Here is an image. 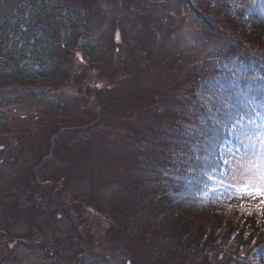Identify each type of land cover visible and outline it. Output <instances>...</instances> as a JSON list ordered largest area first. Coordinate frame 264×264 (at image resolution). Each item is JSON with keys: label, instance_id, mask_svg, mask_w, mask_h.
Segmentation results:
<instances>
[{"label": "trees", "instance_id": "16d2710c", "mask_svg": "<svg viewBox=\"0 0 264 264\" xmlns=\"http://www.w3.org/2000/svg\"><path fill=\"white\" fill-rule=\"evenodd\" d=\"M23 1L21 2L23 5H18L16 0H0V39L2 34L8 39L10 37L8 34L20 29L17 37L24 41V44L16 42V49L7 55H3L2 52V45L6 40L4 43L0 41V83L9 80L10 87L35 86L37 81L45 80L48 84L54 82L52 88L55 91L65 81L76 80V83H80L88 69L95 70V73H98L96 76L100 75V70L93 66L111 63L115 68L110 66L109 69L114 71L113 76H117L113 80L121 84L128 78L125 71H130L126 70L127 61L133 62L132 59L136 58L139 62L141 58L145 61V74L152 76L156 83L164 82L166 78L171 77L167 76L168 74H174L172 77L178 79V76L184 73L188 82H193L188 87L189 91L180 90V95L183 96L175 101L178 107L174 110L168 108L173 99L170 97L160 99L159 102L161 106L169 109L167 116L163 115L161 108L153 110L157 113V117L152 129L160 131L165 128V138L172 142L173 137H176L177 143H171L165 148L168 150L163 152L162 160L156 161V154L147 157V163L151 167L149 165L143 167V161L139 162L138 159L132 162L129 166V173L132 176L128 181L135 180L139 183L137 188H145L144 198H147L148 206H145L144 210L150 212L145 221L153 223L155 229L164 235L160 238L159 246L165 245L169 258L175 256L179 258L177 261L187 264H198V262L193 263L191 257H199V262L203 264H264V202L253 194L242 193L236 196L223 190L211 192L208 189L210 175L219 166L218 156L221 154V148H227L228 141H235L231 140L229 135L240 125L247 126L246 123L264 125V71H259L255 77L244 73L242 78H238L236 73L229 71L227 73L221 69L223 58H228L231 53L248 45L258 51H264V0H176L189 8L204 25V29H209L212 34H214L213 29L217 27L204 20L197 3L205 4L208 9L216 6L218 16L227 20L225 22L233 32H236L242 40H246L237 44L238 47L230 44L228 51L222 52L218 58H208L206 61L213 63L210 73L205 72L208 71L205 70V59L195 64L196 70H193L186 67L182 58L177 55L176 50L180 45L179 27L174 23L175 18L172 17L171 11V13L167 12L168 17H161L158 14L160 9L157 8L160 4L169 3L170 0H123L121 5L129 10L126 16L123 15L124 17L121 16L122 14L113 16L106 13L107 10L103 5L110 0ZM154 3H157L156 6ZM148 4H153V15L146 16L139 13L138 8ZM16 10L18 20L14 22ZM115 12L119 10L116 8ZM125 18L128 19L126 23H124ZM183 22L184 20L181 23ZM21 24H24V31L21 29ZM153 24L157 25V28ZM124 25L130 29L137 28L138 35H141L136 34L139 37V40H136L137 36L132 38L130 34L128 40L135 44L134 54L129 57L131 59L125 60V63L117 61L115 65L113 62L118 48L116 45L118 37L115 36V32L123 33ZM159 27L163 35V44L168 46L170 51L165 49L163 63L157 64L154 49L158 36L156 30ZM222 36L225 39V34ZM75 50H80L83 61L87 62L86 66L78 70L74 69V61L79 60L76 56L78 51ZM139 62L138 66L141 67ZM240 70L239 73L242 74L244 67ZM133 77L132 74L129 78L130 92L135 97H145L142 103L148 106L152 103L151 98L145 96L140 88L132 87ZM99 87L98 85L97 88ZM87 93L90 97H95L91 92ZM96 97L99 95L96 94ZM8 102L6 97L0 98V107ZM67 103L70 107L77 105L73 100L70 102H66L65 99L58 100L62 110L67 109L65 107ZM87 104L90 106L91 103L87 100ZM171 116L172 121L169 120ZM60 131L52 137L50 135L46 137L45 170L56 159V151L54 155L53 151L49 152L50 146L58 148L62 141L63 151L71 143L66 142L71 135L68 133V128ZM84 151H87V148H84ZM150 158H153L154 164L149 161ZM70 160L76 161L75 166L72 167L73 172L70 170L68 175L61 178L62 180L65 181L67 177L77 182L91 183L90 186L94 188L95 184L98 186L103 179H107L100 172L96 173L99 176L96 178L79 173L86 172L89 167L95 171L99 161L89 166L87 162L81 163L80 158L79 162L74 157ZM24 177L26 181L24 178H19L22 182L16 189L14 182L13 187L10 185L8 188L3 182L0 183V191L8 195H24L30 192L34 186L32 181L35 179L36 183L38 180L35 176L29 178L24 174ZM119 177L120 174L115 175V178ZM169 178L172 182L171 189L160 191L165 183H169ZM186 183L190 185L189 190L185 189ZM50 184L53 185L51 181L37 183V186L32 188L36 196H45V216H53L55 208H52L60 207L62 204L71 207L77 202L80 205L76 206L77 210L81 209L82 189L76 191L77 194L69 193V186L56 184L51 192L48 190ZM202 192H207L211 197L209 202L203 198ZM77 195L79 197L76 198ZM139 199L142 201L139 204L143 206L140 194ZM96 204L102 206V203ZM96 204L92 207H97ZM21 206L19 202L10 206L12 217L15 210L23 211ZM155 207L159 214L157 218L153 214ZM8 209H5L7 213ZM83 209H85L84 205ZM125 210L126 207H116L113 210L116 216L121 215L118 221L135 224L137 221L135 215L130 213L129 216L123 215ZM226 214H230L232 218H225ZM108 215L111 218L109 221L111 228H117L118 221L112 219V215ZM4 221L8 222V219ZM198 221L200 225L197 224ZM125 234L130 237L133 247L137 249L131 239L132 233Z\"/></svg>", "mask_w": 264, "mask_h": 264}, {"label": "rangeland", "instance_id": "374dc122", "mask_svg": "<svg viewBox=\"0 0 264 264\" xmlns=\"http://www.w3.org/2000/svg\"><path fill=\"white\" fill-rule=\"evenodd\" d=\"M22 1L16 0L18 5H23ZM122 2L123 0H110L104 3L103 7L108 11H106L107 14L113 16L122 14L121 16L124 17L123 15L126 16L129 10L121 5ZM180 3L170 0L169 3L160 4L157 8L160 9L158 14L161 17H168L169 13H173L174 23L179 27L180 33L178 36L180 45L176 53L189 69L196 70L195 64L203 59L220 57L222 52L228 51L230 44L238 47L237 44L246 41L233 32L225 22L227 20L218 16L216 6L208 9L205 4L197 3L204 20L213 27H217L213 29L214 34H212L209 29H204V25L189 8ZM156 4L154 3V6ZM152 5L140 6L139 13L152 16ZM116 8L119 12H115ZM17 20L16 10L13 21ZM127 21L128 19L125 18L124 23ZM131 25L133 26V22ZM153 26L157 28V25L153 24ZM23 27L24 24H21L22 30ZM122 31L123 33L115 32V36L118 37L116 43L118 48L113 62L115 65L117 61L125 63V60L131 59L129 57L134 54L135 44L128 39L130 34L132 38L138 35V29L134 27L133 29L125 27ZM160 31L159 27L156 30L158 36L154 49L157 64L163 63L165 49L170 51L168 46H164ZM19 33L20 29L8 34L9 40L2 34L0 41L4 43L6 40L2 45L3 55L14 51L16 42L24 44V41L17 37ZM222 34H225V39ZM138 36L136 40H139ZM252 49L253 47L248 45L244 49L231 53L228 58H223L222 62L226 66L222 64L221 69L227 73L228 71L236 73L238 78H242L244 73L255 77L259 71H264V51ZM75 51H78L76 56L79 60L74 61V69L78 70L86 66L87 62L83 61L80 50ZM132 60L133 62L127 61L126 70L130 71H125L128 78L121 84L113 80L117 76H113L114 71L109 69L110 66L115 68L111 63L94 65L93 67L104 72L99 71L100 75L96 76L98 73H95V70L88 69L80 83H76V80L65 81L55 91L52 88L54 82L48 84L45 80L37 81L35 86L10 87L9 80L0 83V98L6 97L9 100L6 105L0 107V183L3 182V185L8 188L10 185L13 187L14 182L16 189L22 182L19 178H24L26 181L25 174L29 178L33 176L37 178L36 183L35 179L32 181L33 187L37 186V183L51 181L53 185L48 186L51 192L56 184L69 186V193L82 189L79 211L76 208L80 206L77 202L71 207L62 204L60 207L52 208H55V211L53 210L55 214L50 217L45 216V196H36L32 190L33 187L24 195H8L0 191V264H128V262L130 264H187L180 263L177 261L179 258L175 256L171 258L176 260L169 258L165 245L159 246L160 238L164 235L155 229L153 223L145 221L150 213L144 210V207L148 206L147 198H144L145 188H141L140 185L141 189H139L138 182L128 180L132 176L129 173L132 162L138 159L139 162L143 161V167H145L149 165L147 157L152 154H156V161L162 160L163 152L168 150L165 148L171 143H177L176 137H173L172 142L165 138V128L160 131L152 129L157 117V113L153 110L161 108L163 115L167 116L169 109L174 110L178 107L175 101L183 96L180 95V90L189 91L188 87L193 81L188 82L185 74L181 73L178 79L172 77L174 74H168L167 76L171 77L166 78L164 82L156 83L152 76L145 74L146 63L142 58L140 62L137 58ZM138 62L141 67L138 66ZM212 66L213 63L206 61L205 70L208 71H204L210 73ZM241 67H244L242 74L239 73ZM132 74L134 75L132 87L140 88L145 96L151 98L152 103L148 106L142 103L145 97L138 98L130 92L128 84ZM98 85L99 88H97ZM87 92H91V95L95 97H90ZM96 94L99 97H96ZM170 97L173 99L169 109L161 106L160 99ZM60 99H65L66 102L73 100L77 102V105L71 108L67 103L65 106L67 109L62 110L60 103L58 104ZM87 100L91 103L90 106ZM59 113L61 116L58 115ZM171 118L172 116L170 121H172ZM66 128L71 134L67 133L69 139L66 142L71 143L63 151L62 141L58 148L50 146L49 152L53 151L54 155L56 151V159L45 170L46 137L48 138L49 135L52 137ZM150 130L152 132H149ZM240 137L244 151L237 156L230 155L228 175L216 178H220L218 180L221 187L224 183L229 191L237 196L243 192L259 195L258 192L264 191V179H262L264 177V125L255 123L250 127L247 126L242 129ZM84 148H87V151H84ZM71 157L78 162L80 158L81 163L87 162L89 166L99 161L95 171L89 167L86 172L79 173L96 178L99 177L96 173L100 172L107 179H103L98 186L95 184L94 188L90 186L91 183L77 182L67 177L65 181L62 180L61 178L68 175L70 170L73 172L72 167L75 166L76 161H71ZM149 161L154 164L153 158ZM21 169H23L22 172ZM116 174H120L121 177L115 178ZM168 181L169 183H165L160 191L171 189V178ZM84 184L86 185L83 186ZM146 185L148 187L147 183ZM185 189L189 190L190 185H185ZM139 194L142 195L143 206L139 204L142 202ZM83 196H85V202H83ZM261 197L264 198V196ZM60 201L63 202V200ZM16 202L22 205L23 211L15 210L12 217L10 206ZM96 203H102V206ZM95 204L97 207L93 208ZM116 207H126L123 215L134 214L136 223L130 225L128 222L118 221L121 215L116 216L113 211ZM7 208H9L8 213L5 211ZM108 214L118 221L117 228H111L109 222L111 218ZM153 214L156 218L159 216L156 207L153 209ZM4 216L8 218H3ZM225 218L232 217L226 214ZM5 219H8V222L4 221ZM197 224L200 225L199 221ZM127 232L132 233L131 239L137 249L133 247L130 237L128 238L125 234ZM191 259L193 263L203 264L199 262V257H191Z\"/></svg>", "mask_w": 264, "mask_h": 264}, {"label": "snow or ice", "instance_id": "6c2138e0", "mask_svg": "<svg viewBox=\"0 0 264 264\" xmlns=\"http://www.w3.org/2000/svg\"><path fill=\"white\" fill-rule=\"evenodd\" d=\"M262 179H264V177H262ZM245 191H247V189H245ZM258 194L261 196H264V191H260V192H258Z\"/></svg>", "mask_w": 264, "mask_h": 264}]
</instances>
